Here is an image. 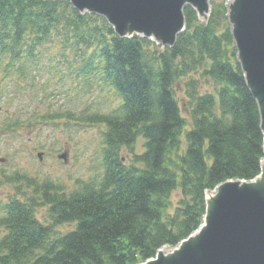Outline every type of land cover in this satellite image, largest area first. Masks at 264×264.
I'll return each mask as SVG.
<instances>
[{
    "label": "trees",
    "instance_id": "obj_1",
    "mask_svg": "<svg viewBox=\"0 0 264 264\" xmlns=\"http://www.w3.org/2000/svg\"><path fill=\"white\" fill-rule=\"evenodd\" d=\"M224 2H210L206 23L185 5L184 30L159 50L143 37H119L103 16L81 13L69 0H0V69L6 77L16 69L26 80L31 63L41 74L61 65L81 78H97L120 98L106 116L68 113L69 120L105 126L102 179L68 195L51 184L36 186L38 198L1 206L0 264L142 263L198 228L205 191L258 175L264 157L259 110L237 60ZM201 81L213 83V90L200 94ZM28 84L35 85L34 76ZM181 112L192 128L179 167L171 170L169 154L185 125ZM138 138L144 142L140 153ZM177 186L189 200L163 221V200ZM40 205L49 206L50 225L37 219ZM65 223L74 229L56 237L55 227Z\"/></svg>",
    "mask_w": 264,
    "mask_h": 264
},
{
    "label": "rangeland",
    "instance_id": "obj_2",
    "mask_svg": "<svg viewBox=\"0 0 264 264\" xmlns=\"http://www.w3.org/2000/svg\"><path fill=\"white\" fill-rule=\"evenodd\" d=\"M211 1L219 3L222 0H209L206 16L198 15L196 11L197 18L202 23H206L209 18ZM228 2L229 0L224 2L227 17ZM133 35L156 42L142 34ZM155 45L159 50L167 46ZM7 61L4 59L5 63ZM28 66L26 80H22V74L16 69L10 71L9 77L0 69V159L5 160L0 161V220L4 217L1 206L10 200L26 202L30 198H38L36 186L51 184L57 186L59 192L68 195L84 182L98 183L104 172L102 149L105 126L98 123H75V120H69L67 116L68 113L76 117L94 114L106 116L120 103L115 91L97 78H81L72 69L61 65L42 74L39 73L38 65L31 63ZM33 76L34 86L28 84L32 82ZM187 78L199 81L198 76L188 75ZM212 84L209 81L199 82V93L213 90ZM174 92L184 111L181 104V101H186L184 92L180 86ZM48 117L53 119L49 120ZM181 117L185 125L179 137L178 148L169 154L168 165L171 170L179 167V160L186 150L185 134L192 128L188 113L181 112ZM143 143L141 138L137 139L138 153L143 151ZM38 152H42L40 159L37 157ZM63 152L66 153V162L58 158ZM22 175L29 180H22ZM180 177L181 174H177L178 181ZM188 200L183 195L182 188L177 186L163 200V208L160 210L163 221L174 218L179 210L185 208ZM36 217L44 225L53 223L48 205L38 206ZM74 227L73 223L57 225L55 236L65 234ZM4 234L5 229L0 226V238ZM166 247L172 249L168 245ZM156 256L157 252L153 259Z\"/></svg>",
    "mask_w": 264,
    "mask_h": 264
},
{
    "label": "water",
    "instance_id": "obj_3",
    "mask_svg": "<svg viewBox=\"0 0 264 264\" xmlns=\"http://www.w3.org/2000/svg\"><path fill=\"white\" fill-rule=\"evenodd\" d=\"M69 1L80 12L103 16L119 37L142 34L168 47L184 30L185 5L193 7L198 15L205 10L202 16L209 9L207 0ZM228 17L237 60L247 88L256 100L263 132L264 0H234ZM238 181L241 180L217 185L214 200H208L205 195V225L194 243L186 239L175 256L164 258V253L158 252L154 260L144 264H264V199Z\"/></svg>",
    "mask_w": 264,
    "mask_h": 264
},
{
    "label": "bare ground",
    "instance_id": "obj_4",
    "mask_svg": "<svg viewBox=\"0 0 264 264\" xmlns=\"http://www.w3.org/2000/svg\"><path fill=\"white\" fill-rule=\"evenodd\" d=\"M208 1L209 0H207V2ZM233 2H234V0H229V2H228V13L230 12V7H231V13H232ZM200 14L205 15L206 11L203 10L200 12ZM232 24H233V22H232ZM262 133H263V151H264V130ZM238 183L240 185H248L254 191L259 193L261 195V197L264 199V158L262 159L261 169H260V172L258 173V175H256L251 180H241V181H238ZM217 194H218V189L214 190L212 193L207 192L206 197L208 200H214L216 198ZM204 225H205V219L203 218L202 225L199 227V229L196 232H194L192 235H190V237L187 238L186 241H190V243H194L196 241L197 237L199 236L200 230L202 229V227H204ZM179 247H180V245H178L173 250L168 249L167 247H163L162 249L158 250V252L164 253V258H170V257L176 255V253L180 249ZM158 252H157V254H158Z\"/></svg>",
    "mask_w": 264,
    "mask_h": 264
}]
</instances>
